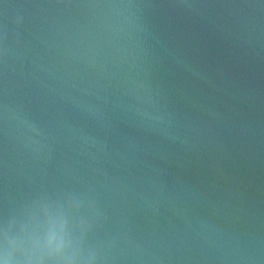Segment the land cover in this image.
I'll use <instances>...</instances> for the list:
<instances>
[{
	"label": "water",
	"instance_id": "water-1",
	"mask_svg": "<svg viewBox=\"0 0 264 264\" xmlns=\"http://www.w3.org/2000/svg\"><path fill=\"white\" fill-rule=\"evenodd\" d=\"M57 217L74 264H264V0H0V258Z\"/></svg>",
	"mask_w": 264,
	"mask_h": 264
},
{
	"label": "clouds",
	"instance_id": "clouds-1",
	"mask_svg": "<svg viewBox=\"0 0 264 264\" xmlns=\"http://www.w3.org/2000/svg\"><path fill=\"white\" fill-rule=\"evenodd\" d=\"M64 221L62 218L49 219L42 238L34 239L30 248H22L24 264H41L44 258L56 261L68 260L74 264L75 257L66 255L70 245L64 241ZM0 264H15L10 252L0 258Z\"/></svg>",
	"mask_w": 264,
	"mask_h": 264
}]
</instances>
